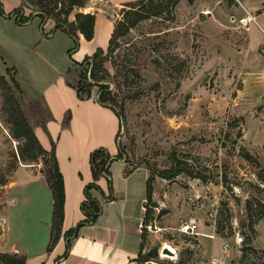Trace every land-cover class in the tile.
Segmentation results:
<instances>
[{"label":"rangeland","instance_id":"rangeland-1","mask_svg":"<svg viewBox=\"0 0 264 264\" xmlns=\"http://www.w3.org/2000/svg\"><path fill=\"white\" fill-rule=\"evenodd\" d=\"M3 1L2 10L3 5L7 9L12 3L16 8L21 4V0ZM238 1L243 0L230 5L226 0H176L162 15L139 22L118 39L104 65L109 72L105 83L123 102L116 136V146L127 160H119L123 172L140 168L148 174L150 167L155 173V206L148 222L155 227H145L143 252L155 246L158 252L143 264H221V260L223 264H264V218H258L264 211V0H247L261 27L251 24L248 32L238 19L232 20L245 10ZM50 21L40 26L42 37L48 38L41 44L50 45L52 63L48 61L41 71L51 74L63 67L67 81L75 85L80 79L77 64L98 51L106 52L111 18L95 19L92 41L76 33V43L61 30L47 35L55 26L53 22L49 27ZM22 61L17 55L0 59V75L8 67L15 76H23ZM21 76L15 79L25 88L27 81ZM103 83L91 85V92L98 95ZM20 105L32 128L48 117L43 99L25 97ZM0 126L3 174L14 162L11 157L17 156L20 142L11 138L3 119ZM244 152L252 160L247 161ZM119 162H112L111 174H121ZM177 163L193 174H172ZM37 165L41 174L43 165ZM30 181L16 193L20 197L30 192L26 206L9 205L6 213V224L13 228L12 218L24 211L20 228L24 240L41 239L43 229L36 219L44 218L50 196L44 179ZM8 182L0 185V242L9 203ZM247 202L252 204L251 211ZM189 220L195 221L197 234L180 231ZM14 230H7V237ZM237 233L243 238L240 245L234 243ZM223 241L229 244L225 254ZM163 247L175 255L163 253Z\"/></svg>","mask_w":264,"mask_h":264},{"label":"crops","instance_id":"crops-1","mask_svg":"<svg viewBox=\"0 0 264 264\" xmlns=\"http://www.w3.org/2000/svg\"><path fill=\"white\" fill-rule=\"evenodd\" d=\"M133 1L137 0H89L83 12L93 14L95 19L110 17L113 30V24L122 5ZM238 2L245 10L242 15L238 14L232 20L238 19L247 32L251 24L261 30L257 17L249 11L253 8L251 2L247 0ZM16 6L12 3L9 8L4 9L3 5L4 16L0 15V59L19 56L25 65V73L23 76L17 73L15 77L21 76L27 81V87L21 86L26 94L25 97L44 101L48 116L43 121L46 132L40 124L35 125L33 131L44 150L50 151L51 141L54 143L58 168L63 176V222L59 240L53 249L47 252L53 202L49 189L50 196H48V206L43 212L44 218L40 215L36 219V224L43 229L41 239L21 238L20 228L24 211L20 214L16 213L12 218L13 228L6 224L9 205L21 203L25 207L30 200V192L29 195L20 197L16 193H21L24 187L29 186L32 183L30 180L37 178L45 180L37 164L19 163L7 184V193L10 195L5 209L0 252L23 255L26 264H56L55 259L65 250L67 240L63 237L64 232L85 218L80 210V203L85 198L83 193L85 185L93 182L89 164L90 154L102 148L114 159L117 154L116 136L119 131V120L111 109L97 102L98 95L94 92H91L89 99H78L76 91L68 85L73 84L67 81L63 67L54 68L51 74L41 71V67L47 66L48 61L52 63V60H48L52 52L49 50L50 45L41 44L42 39L48 38L42 37L43 26H40L38 18L32 19L26 25H18L14 18L6 17ZM250 18H254L255 22L252 23ZM73 20L71 14L69 21ZM50 22L49 27L53 26V22ZM218 25L222 26V23L219 22ZM64 46L67 44L65 43ZM67 115L68 120L64 123ZM0 145H3L1 139ZM114 164L111 163L110 167ZM121 165L118 169L121 174H111L109 167L112 183L111 199L103 198L109 194L108 177L102 175L95 181L99 190L92 188L90 194L99 200L101 212L94 223L79 228L77 237L71 240L68 254L60 258L58 264H134L141 242L140 225L145 211V182L148 174L140 168L132 171L131 174H123L124 168L123 164ZM137 171H142L143 174H135ZM12 193L16 196L13 197ZM7 230L14 232L7 237L5 233Z\"/></svg>","mask_w":264,"mask_h":264},{"label":"trees","instance_id":"trees-1","mask_svg":"<svg viewBox=\"0 0 264 264\" xmlns=\"http://www.w3.org/2000/svg\"><path fill=\"white\" fill-rule=\"evenodd\" d=\"M193 1L195 0H187L188 3H192ZM226 1L228 5L233 4V0ZM175 2L176 0H137L123 4L113 24V30L106 52L102 53L101 51H98L93 56L85 58L76 66V69L79 70L80 79L75 85H68L76 91L77 98L80 100L89 99L91 85L104 82L99 86L97 102L101 106L111 109L116 114L119 119V128L124 113L123 102L117 98L116 93L112 92L107 83H105L109 79V72L104 65L108 60V56H111L116 50L118 39L126 36L139 22L149 17H158L162 15V13L169 9V7L174 6ZM88 3L89 0H21L20 7L13 9L8 15H6V17L14 18L18 25H26L34 18L40 20L41 26L44 25L47 20H53L55 25L54 29L48 34L54 33L56 30H61L73 38L76 43L75 35L76 33H79L84 40L89 42L93 39L95 16L91 13L83 12ZM26 11H28L27 14ZM71 13L73 14L74 20L70 22L68 21V17ZM0 15L4 16L1 3ZM75 49L76 46L69 50L68 53ZM13 71V68H7L5 75H0V119H3L8 127L11 138L20 142V147L17 156L11 157L14 162L5 168L3 174H0V185H5L8 182L10 174L15 172L18 166L16 164V159L23 165H36L39 162L43 165L41 174H43L45 181L51 190L53 200L50 235L46 247V251L50 252L61 236L64 205L63 176L58 168L54 143L51 141L50 151L44 150L36 138L33 128L24 115L20 101L22 98H25V94L17 83L14 77L15 72ZM6 76H8V78H6ZM68 117L69 116L67 115L64 123L67 122ZM40 125L46 132L44 124L40 123ZM243 157L247 161L252 160V156L247 152L243 153ZM124 159L119 145H117V154L114 159H112L102 148L97 149L90 154L89 164L91 167L93 182L85 185L83 189L85 198L80 203V210L85 218L79 221L74 227L64 232L63 237L67 240L66 246L63 254L55 259L56 264H58L60 258H63L68 254L71 240L77 237L79 228L85 224L94 223L101 212L99 200L90 194V189L92 188L99 190L95 181L102 175L108 177L107 183L109 194L103 196V198L107 200L111 199L112 183L109 167L112 162ZM126 161L127 160L125 159V162ZM146 169L148 170V175L145 182V211L141 227L140 247L136 258L134 259V264H143L148 258L155 257L158 252L156 246L152 247L147 252H143L145 225H147L152 219V209L155 206V202L152 200L153 175L155 173L150 167H147ZM172 172V174H193L187 168L181 166L180 163L175 165ZM123 173L130 174L131 172L125 170ZM158 174L165 178L168 176L160 172ZM246 206L247 210H252V204L250 202H247ZM258 218H264V211ZM0 264L26 263L23 255L0 252Z\"/></svg>","mask_w":264,"mask_h":264},{"label":"built area","instance_id":"built-area-1","mask_svg":"<svg viewBox=\"0 0 264 264\" xmlns=\"http://www.w3.org/2000/svg\"><path fill=\"white\" fill-rule=\"evenodd\" d=\"M250 21L255 22L254 18H250ZM152 226L154 225L152 224L145 225V227L148 229H151ZM140 227H142V224L140 225ZM180 231L184 234H190V235L197 234L195 221L189 220V221L184 222L180 227ZM242 240H243L242 236L239 233H237L234 237V243L237 245H240ZM228 251H229V244L228 242L225 241L222 243V252L223 254H225ZM223 263H224V260H221V264Z\"/></svg>","mask_w":264,"mask_h":264},{"label":"water","instance_id":"water-1","mask_svg":"<svg viewBox=\"0 0 264 264\" xmlns=\"http://www.w3.org/2000/svg\"><path fill=\"white\" fill-rule=\"evenodd\" d=\"M163 253H167L169 255H175L173 251L169 250L167 247L162 248Z\"/></svg>","mask_w":264,"mask_h":264}]
</instances>
